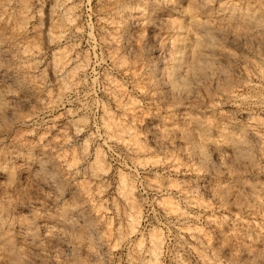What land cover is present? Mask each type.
<instances>
[{"label":"clouds","instance_id":"clouds-1","mask_svg":"<svg viewBox=\"0 0 264 264\" xmlns=\"http://www.w3.org/2000/svg\"><path fill=\"white\" fill-rule=\"evenodd\" d=\"M0 264H264V0H0Z\"/></svg>","mask_w":264,"mask_h":264}]
</instances>
